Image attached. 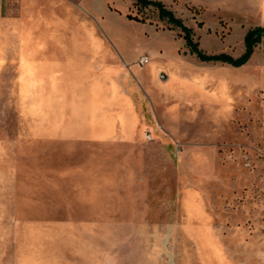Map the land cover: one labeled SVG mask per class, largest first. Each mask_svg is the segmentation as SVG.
Instances as JSON below:
<instances>
[{"label":"rangeland","instance_id":"rangeland-1","mask_svg":"<svg viewBox=\"0 0 264 264\" xmlns=\"http://www.w3.org/2000/svg\"><path fill=\"white\" fill-rule=\"evenodd\" d=\"M149 1L206 55L238 58L264 27V0ZM85 5L131 56L136 135L40 136L0 84V264H264L263 39L235 68L199 60L152 6Z\"/></svg>","mask_w":264,"mask_h":264},{"label":"crops","instance_id":"crops-1","mask_svg":"<svg viewBox=\"0 0 264 264\" xmlns=\"http://www.w3.org/2000/svg\"><path fill=\"white\" fill-rule=\"evenodd\" d=\"M93 21L85 0H0V84L40 136L135 138L131 56H118Z\"/></svg>","mask_w":264,"mask_h":264},{"label":"trees","instance_id":"trees-1","mask_svg":"<svg viewBox=\"0 0 264 264\" xmlns=\"http://www.w3.org/2000/svg\"><path fill=\"white\" fill-rule=\"evenodd\" d=\"M136 5L140 7L152 6L158 11L160 20H166L169 24L179 28L183 35L187 46L191 52L197 56L201 61L205 62H222L231 65L232 67L238 68L248 62L256 44L260 43L263 39L264 43V27H257L248 30L244 36V52L238 58H233L226 54L219 55H206L199 50L198 45L193 42L191 38V30L185 27L182 21L174 16V14L167 10L164 5L159 1L149 0H136Z\"/></svg>","mask_w":264,"mask_h":264},{"label":"built area","instance_id":"built-area-1","mask_svg":"<svg viewBox=\"0 0 264 264\" xmlns=\"http://www.w3.org/2000/svg\"><path fill=\"white\" fill-rule=\"evenodd\" d=\"M149 62H150V58H149V56H147V55H141V56L138 58V60H137V64H138L139 66H141V67L146 66L147 64H149ZM159 79H160L161 81L166 80V79H167V75H166V73L161 72V73L159 74ZM147 139H150V136H147Z\"/></svg>","mask_w":264,"mask_h":264},{"label":"bare ground","instance_id":"bare-ground-1","mask_svg":"<svg viewBox=\"0 0 264 264\" xmlns=\"http://www.w3.org/2000/svg\"><path fill=\"white\" fill-rule=\"evenodd\" d=\"M206 41V40H205ZM171 80V79H170Z\"/></svg>","mask_w":264,"mask_h":264}]
</instances>
